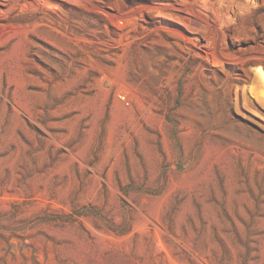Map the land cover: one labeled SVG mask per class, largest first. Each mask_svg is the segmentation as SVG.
<instances>
[{
    "label": "rangeland",
    "instance_id": "rangeland-1",
    "mask_svg": "<svg viewBox=\"0 0 264 264\" xmlns=\"http://www.w3.org/2000/svg\"><path fill=\"white\" fill-rule=\"evenodd\" d=\"M0 264H264V0H0Z\"/></svg>",
    "mask_w": 264,
    "mask_h": 264
}]
</instances>
